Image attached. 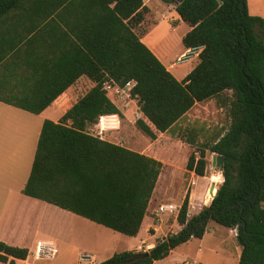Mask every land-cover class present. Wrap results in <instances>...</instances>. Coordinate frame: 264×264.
I'll list each match as a JSON object with an SVG mask.
<instances>
[{"label":"trees","instance_id":"16d2710c","mask_svg":"<svg viewBox=\"0 0 264 264\" xmlns=\"http://www.w3.org/2000/svg\"><path fill=\"white\" fill-rule=\"evenodd\" d=\"M19 1L0 0V13ZM160 1L173 4L178 20L190 28L181 38L184 49L203 48L181 81L137 34L147 12L144 0L54 2L52 9L61 10L59 54L36 72L38 78L23 93L0 89V102L39 115L80 77L94 86L58 123L43 121L21 192L135 237L162 163L89 133L99 116H121L102 84L111 80L123 88L134 82L130 96L143 117L136 128L150 140L170 131L195 104L215 100L227 109L228 128L186 163L188 171L203 177L206 152L223 157V181L215 197L188 217L185 196L176 217L180 230L157 241L146 257L130 261L143 252L123 251L98 264H153L176 247L202 239L211 223L236 231L238 264H264V22L248 14L247 0ZM188 143L194 145L193 136ZM28 255L25 248L0 242V264H15Z\"/></svg>","mask_w":264,"mask_h":264},{"label":"rangeland","instance_id":"374dc122","mask_svg":"<svg viewBox=\"0 0 264 264\" xmlns=\"http://www.w3.org/2000/svg\"><path fill=\"white\" fill-rule=\"evenodd\" d=\"M260 1L250 0L252 9ZM144 6L147 12L144 15L143 23L137 28V34L141 39L160 24L157 32L152 34L148 41L143 40V43L149 46L155 41L159 43L160 51L165 54L163 55L162 62L165 66H169L175 62L177 55L182 50V35L185 33V30L188 31L190 28L182 22H179L177 25L178 20L175 18L176 13H174L173 4H165L160 0H144ZM193 64H195V59L189 63L177 64L172 69V72L178 79H181ZM92 84L90 81L89 85ZM84 89L87 91L88 87ZM129 89V86H125L124 88H120V92H116L115 86L107 87V97L118 107L121 116L119 117V129L106 134L103 138L120 146L135 150L138 153L154 157L162 163V170L153 191L150 206L151 215L153 216L152 222L157 227L148 231V236H150L148 245H143L135 251L145 252L149 250V245L161 240L162 237L165 238L170 234H175L173 232L179 229L177 224L172 227L174 218L177 216L185 196H189L191 190L195 187L190 185L191 178L195 181V185L197 182L195 174L192 176V171L186 169L187 160L194 152V156L198 158L200 146L204 143L210 144L218 139L226 132L229 123L227 109L220 108L215 100H209L195 104L170 131L163 134L156 133V139L150 140L136 128V121L143 119V117L138 110L136 101L127 97ZM225 95L228 97L230 94L226 92ZM11 123H14L15 126V123H30V131L32 133L33 128L39 123V118L13 107L4 106V108H0V130H6L3 128L6 124H10L8 130H14ZM90 129L89 133H91ZM191 136L194 138V145L192 146L188 143ZM1 155L0 189L2 190H0V197L6 193L4 188H8L11 194H20L21 192L18 187L23 175L20 170L26 171L27 166L25 167V164L20 160L5 159ZM211 156L207 151L206 159L208 160L203 176L204 179L201 181L203 185V198L199 200L197 206L200 208L205 206L204 199L206 194L209 193L211 185L219 186V183L222 181V177L218 175L219 171L210 166ZM7 170L13 171L11 182H5L8 178L6 174ZM212 175L218 176L219 183L218 181L212 182ZM162 206L175 207L177 214L176 211L169 212L167 210L160 216H156V211ZM50 207L57 212L56 222L59 223L62 229V237L56 241L57 253L55 257L52 260L38 261L36 264H77L78 254L81 251L94 254L101 263L112 254L121 252L126 247L134 246L138 241L135 237L124 236L54 206ZM187 215H189V212H187ZM51 220L52 217L48 216L47 221L50 222ZM211 227L210 231L221 229L220 231H223L222 235L224 236H210L211 238L206 239L205 243L207 245L214 244L218 247L221 246L220 250L225 253L227 248L228 251L231 248V255H233L232 245L235 242L227 238V230L214 224ZM144 237L145 234L141 231L139 239ZM222 243H224L223 246ZM206 259L211 264H225L229 259V255L228 253L224 255L206 253ZM168 263L169 259L164 264Z\"/></svg>","mask_w":264,"mask_h":264},{"label":"crops","instance_id":"0c3cea01","mask_svg":"<svg viewBox=\"0 0 264 264\" xmlns=\"http://www.w3.org/2000/svg\"><path fill=\"white\" fill-rule=\"evenodd\" d=\"M54 2H56V0H22L18 3L16 2L15 7L11 10L5 13H0V89L12 91L13 93H23L24 89L30 88L34 81L38 78V76H36V72L38 70H45L43 68L52 65L53 61L50 58L59 54L61 48L59 41L61 36L60 28L62 27V22L60 21L58 14L61 10L60 8L58 10L52 9ZM247 11L250 16L259 17L264 22V0H261L253 7V9L251 7L250 0H247ZM175 18L178 20L177 15ZM179 22L181 21L178 20L177 25ZM159 25H157L152 32H149L143 38H141V42L143 43V40L148 41L150 36L157 32ZM188 31L185 30V33L182 35V37ZM144 45L150 49L163 64L162 58L165 54L160 51L159 43L155 41L151 46L145 43ZM181 48L182 50L177 55V57H179L185 51L182 45ZM196 63L197 59H195V64H193V66L186 71L181 79H178L172 72V69H170V67L174 66L173 63L169 66L163 65L177 81H181L193 69ZM4 65H6V67H4ZM89 82L90 81L86 77H80L72 86H70L57 99H55L42 113L39 115H34L38 116L39 123H37V126H35L36 128H33L32 133L30 131V123H15L16 126L14 123H11V126L14 130H8L10 128V124H6V126H3V128L6 130H0L1 157L9 160H20L23 164H25V167L27 166L26 171L20 170V172L23 174L22 181L18 187L20 192L24 188L30 174V169L43 121L49 120L54 123H58L66 111H68L80 97H82L89 89L93 87V84L89 85ZM86 87H88L87 91L84 89ZM4 106L13 107L5 104L4 102H0V108H4ZM17 110L28 113L21 109ZM100 140L115 144L109 140H105V138ZM145 156L151 157L149 155ZM151 158L155 159L154 157ZM207 160L208 159H206V161ZM6 174L8 175V178L5 182H11L13 171L7 170ZM219 175L222 177L221 172H219ZM196 179V185L191 190L189 195L188 217H192L193 215L197 214L201 209L197 206L199 204V200L203 198V185L201 181L204 179V177L196 176ZM222 181L219 183V185L222 183ZM217 188L218 186L216 185L214 191H216ZM4 189L6 190V193L0 197V242L13 247L25 248L29 252L26 260H16L15 264H36L38 261H42L36 260L34 258L36 244L40 241L48 240L53 242L57 253L56 241L62 237V229L59 223L56 222L57 212L54 211L52 207H50L53 205L47 204L37 199L26 197L22 194V192L20 194H11L8 188ZM151 202L152 200L150 199L146 216L143 219L138 234L135 236L136 240L138 241L134 246L126 247L123 251L135 252L140 247L143 245H148L150 242L148 231L157 227L152 222L153 216L151 215ZM48 216L52 217L50 222L47 221ZM176 217L177 216L174 218V224L172 227L177 224ZM212 224L214 223L209 225L208 231L205 233L202 239H192L187 243L176 247L170 252L168 257L156 261L153 264H164L166 261H168V259V264H180L182 261L187 259L195 260L197 264H211L206 259V253L212 255H224L228 253L229 259L225 264H238L241 247L238 245L237 241H235L236 231L234 229L225 228L227 230V238L235 242L234 245H232L234 254L231 255V248L229 251L227 248L225 253L220 250L221 246L218 247L214 244L207 245L205 243L206 239L211 238L210 236L215 237L216 235L219 236L223 234V231H220L221 229H214L213 231H210L212 229ZM179 230L180 227L173 233H177ZM141 231L144 232L145 237L139 239ZM163 239L164 238L162 237L161 240ZM156 243L157 242L149 245V250ZM223 245L224 243H222V246ZM147 251L148 250L145 252ZM82 254H89L93 257L95 264L100 263L94 254L84 253L81 251L78 254L77 264H82L79 261V257Z\"/></svg>","mask_w":264,"mask_h":264},{"label":"built area","instance_id":"2783aa9c","mask_svg":"<svg viewBox=\"0 0 264 264\" xmlns=\"http://www.w3.org/2000/svg\"><path fill=\"white\" fill-rule=\"evenodd\" d=\"M202 49H203L202 47L186 49L179 57L176 58L173 65L176 66L177 64L189 63L193 59H197L198 55L201 53ZM108 86H115L116 92L121 91L120 88L114 82H112L111 80H106L102 84V89L105 91V93L107 91ZM125 86L126 87L129 86L130 89L128 91L129 93L127 94V97L131 98L130 90L134 86V82L130 81ZM106 96H107V93H106ZM111 103L113 104L112 101H111ZM113 105L115 106V104H113ZM115 107L118 109L117 106H115ZM119 117L120 116L118 114H108V115L99 116L96 124L92 126V129H90V131H91L90 134L94 137L99 138V139H103V137L106 134H108L110 132H114V131L119 129V127H120ZM192 174L191 175L194 176L195 173L192 171ZM196 176L197 175L195 174V177ZM190 185L195 186V181H193V178H191ZM204 200H205L204 201L205 205L210 204V202L212 201V196L210 195V193L206 194V197ZM167 210L169 212H173V211H176V208L171 207V206H162L156 211V216H160L162 213L166 212ZM55 253H56V249H55V245L53 244V242L48 241V240L40 241L36 244L35 252H34V258L36 260H50L54 257ZM79 261L82 264H95L93 257L90 255H87V254L80 255ZM180 264H197V262L195 260H192V259H187V260L182 261Z\"/></svg>","mask_w":264,"mask_h":264},{"label":"water","instance_id":"95a60500","mask_svg":"<svg viewBox=\"0 0 264 264\" xmlns=\"http://www.w3.org/2000/svg\"><path fill=\"white\" fill-rule=\"evenodd\" d=\"M210 166H211L212 168L216 169L217 171L221 172L222 169H223V157H222V156H218V155H216V154H213V155L211 156V159H210ZM214 189H215V185L212 184L211 187H210V189H209V193H210V195L212 196V199L215 197L216 192H217V190H216V191L213 193ZM147 255H148L147 252H143V253H141V254H139V255H136V256L132 257V258L130 259V261L139 260V259H141V258H143V257H146Z\"/></svg>","mask_w":264,"mask_h":264},{"label":"bare ground","instance_id":"6f19581e","mask_svg":"<svg viewBox=\"0 0 264 264\" xmlns=\"http://www.w3.org/2000/svg\"><path fill=\"white\" fill-rule=\"evenodd\" d=\"M174 67H175V65L172 66V67H170V68L173 69ZM218 175H219V174H218ZM219 176H220V175H219ZM211 179H212V182H215V181H218V180H219L218 176H216V175H212ZM218 183H219V181H218ZM213 193H214V191H213Z\"/></svg>","mask_w":264,"mask_h":264}]
</instances>
